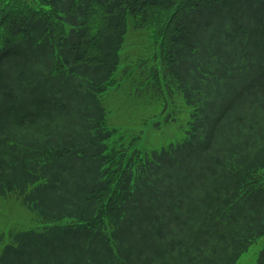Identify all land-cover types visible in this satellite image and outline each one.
Returning a JSON list of instances; mask_svg holds the SVG:
<instances>
[{
    "label": "trees",
    "instance_id": "trees-1",
    "mask_svg": "<svg viewBox=\"0 0 264 264\" xmlns=\"http://www.w3.org/2000/svg\"><path fill=\"white\" fill-rule=\"evenodd\" d=\"M262 35L264 0H0V200L31 217L0 224V264H235L254 245L264 264V219L236 227L264 202V130L249 157L206 165ZM114 89L176 95L183 141L124 150Z\"/></svg>",
    "mask_w": 264,
    "mask_h": 264
},
{
    "label": "rangeland",
    "instance_id": "rangeland-1",
    "mask_svg": "<svg viewBox=\"0 0 264 264\" xmlns=\"http://www.w3.org/2000/svg\"><path fill=\"white\" fill-rule=\"evenodd\" d=\"M262 41H264L263 35ZM126 44V47L123 46L120 51L121 55L126 56V53L132 51L130 45L132 42L128 41ZM247 49L254 54L249 62L242 63V65L249 68V72L247 73V68H244V73H242L244 80L241 77L242 75L237 73L232 81L238 93L233 95L234 99L228 111H225V116L219 122L218 133L214 139L215 146L210 151L212 152V158H208L209 161H206V165L211 163V166H213L212 163L225 158L235 160L236 154H241V159L249 157L256 149L259 135L264 130V49L259 50L255 45ZM128 61L129 59H126L119 65V71L130 65L127 63ZM88 72L86 71V73ZM250 74H252V78L248 80ZM89 75L93 79L101 76L97 69H93ZM187 82H189V79ZM238 82H243L241 85L245 83V86L248 82L247 92L238 85ZM126 84L127 82L124 85ZM207 85L211 90L212 85L210 83ZM122 92L118 89L109 91V94L105 95L107 105L105 124L108 129L115 132L114 137L119 138L120 146L124 150L127 149L129 142L134 143V140L138 139L135 142L137 149L147 154H154L169 145V147L171 145L176 146L178 142L184 139L190 119L185 103L176 95L168 105L170 108H177L178 113L166 116V112L162 113L161 111V101L148 100L142 97L137 99L131 94L123 95ZM211 100L212 97H208V101ZM219 102L220 99L216 100L217 105ZM2 121L6 123L5 119ZM155 124L158 125L157 130L154 129ZM262 174L264 176V168ZM251 204H253L255 212L260 211V215L256 218L255 214L254 218H247L246 222H239L237 228L246 225L250 229H255L258 225H261V221L264 219V202L255 199ZM247 212L246 210L244 214H247ZM30 220L29 213L20 207L18 203L12 199L0 200L1 225L7 223L16 226L26 225ZM262 248V245L260 247L259 245L249 247L235 264H256L257 256Z\"/></svg>",
    "mask_w": 264,
    "mask_h": 264
}]
</instances>
